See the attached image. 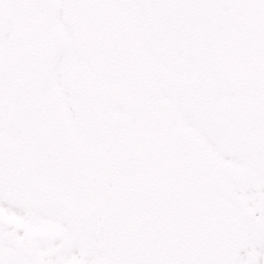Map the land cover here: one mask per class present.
I'll return each instance as SVG.
<instances>
[{
  "label": "snow or ice",
  "instance_id": "6c2138e0",
  "mask_svg": "<svg viewBox=\"0 0 264 264\" xmlns=\"http://www.w3.org/2000/svg\"><path fill=\"white\" fill-rule=\"evenodd\" d=\"M0 264H264V0H0Z\"/></svg>",
  "mask_w": 264,
  "mask_h": 264
}]
</instances>
